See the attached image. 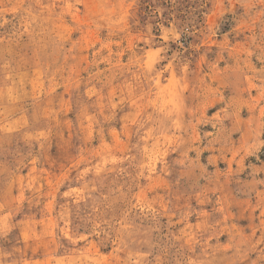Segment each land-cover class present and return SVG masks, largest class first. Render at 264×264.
I'll return each mask as SVG.
<instances>
[{
  "label": "rangeland",
  "instance_id": "1",
  "mask_svg": "<svg viewBox=\"0 0 264 264\" xmlns=\"http://www.w3.org/2000/svg\"><path fill=\"white\" fill-rule=\"evenodd\" d=\"M0 264H264V0H0Z\"/></svg>",
  "mask_w": 264,
  "mask_h": 264
}]
</instances>
